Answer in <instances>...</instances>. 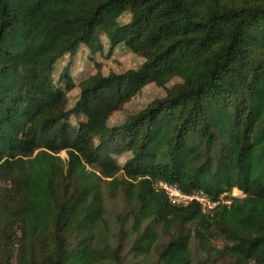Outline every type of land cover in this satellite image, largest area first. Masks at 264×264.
<instances>
[{"label": "trees", "instance_id": "obj_1", "mask_svg": "<svg viewBox=\"0 0 264 264\" xmlns=\"http://www.w3.org/2000/svg\"><path fill=\"white\" fill-rule=\"evenodd\" d=\"M102 38L143 62L54 81ZM0 264H264V0H0Z\"/></svg>", "mask_w": 264, "mask_h": 264}, {"label": "rangeland", "instance_id": "obj_2", "mask_svg": "<svg viewBox=\"0 0 264 264\" xmlns=\"http://www.w3.org/2000/svg\"><path fill=\"white\" fill-rule=\"evenodd\" d=\"M129 18V15H123L119 21L120 23L124 24L129 21ZM102 43L104 45L103 51L95 56L89 55L88 49L85 47H81L73 58L65 56L63 59H61L56 64L53 72L54 81H58L62 71L68 66V64H71V66L69 67L70 77L77 85L82 79L89 75L95 74L98 71L103 75H108L110 73H122L130 69L138 68L143 62V59L135 56L122 46L117 47L110 54L107 48V42L104 38H102ZM176 82H178V80H174L173 82L168 84L167 87H171L173 83ZM78 92V89L75 88L68 93L66 103L67 110L73 107L78 97ZM164 95L165 91L163 88H160L155 84L147 85L129 103L125 104L120 110H118L111 116L109 124L111 126L121 124L127 116L137 113L138 111L144 109L153 100L161 98ZM82 119V116H79L77 118L71 116L69 121L73 126H75L77 122L81 121ZM62 157H65V154L62 153ZM124 161L125 158L120 159L121 164ZM106 204V221L110 229V234L108 237H106V240L110 243L115 244L116 238L114 236L116 227L118 225L116 219L117 216L122 212L123 205L119 200H107ZM113 231L115 232L112 233ZM101 238L104 239V236H101ZM127 249L128 246L126 247L125 251H127Z\"/></svg>", "mask_w": 264, "mask_h": 264}, {"label": "built area", "instance_id": "obj_3", "mask_svg": "<svg viewBox=\"0 0 264 264\" xmlns=\"http://www.w3.org/2000/svg\"><path fill=\"white\" fill-rule=\"evenodd\" d=\"M159 186L162 187L166 191V193L168 194L172 202L176 204L186 205V204H189L190 202L196 201L200 204L203 212L205 213L212 212L219 205L228 206L230 204V200L223 199V197H221L219 200H216V201H210L209 199H207L205 196L201 194L184 195L180 193V191L175 187H171V186H168L162 183H159ZM229 195L231 197H241L242 196V194L236 189H234Z\"/></svg>", "mask_w": 264, "mask_h": 264}]
</instances>
